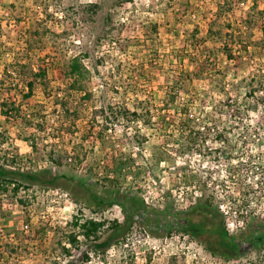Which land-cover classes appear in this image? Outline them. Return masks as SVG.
Here are the masks:
<instances>
[{
	"label": "rangeland",
	"instance_id": "obj_1",
	"mask_svg": "<svg viewBox=\"0 0 264 264\" xmlns=\"http://www.w3.org/2000/svg\"><path fill=\"white\" fill-rule=\"evenodd\" d=\"M6 68L14 73L4 78ZM41 70L24 98V81ZM185 73L188 95L156 113ZM7 93L32 124L0 119V164L56 181L0 180V264H264V0H0V101ZM124 108L143 116L116 113ZM189 131L201 136L190 145ZM127 158L135 176L121 184L122 200L132 212L143 202L144 218L134 212L124 236L95 250L74 224L104 222V240L123 211H92L70 176L88 185L97 171L103 182L113 159ZM102 186L93 193L110 198ZM204 197L218 212L190 209ZM166 210L241 239L249 228L253 240L224 256L217 237L183 231Z\"/></svg>",
	"mask_w": 264,
	"mask_h": 264
},
{
	"label": "trees",
	"instance_id": "obj_2",
	"mask_svg": "<svg viewBox=\"0 0 264 264\" xmlns=\"http://www.w3.org/2000/svg\"><path fill=\"white\" fill-rule=\"evenodd\" d=\"M130 1V0H129ZM11 69H16V67H12ZM79 71V59H73L72 64L69 66V72L71 75L77 73ZM4 78H6V75L9 74V70L6 68L4 71ZM19 72V70H18ZM10 73H14V72H10ZM191 74L185 73L183 76L181 75H176L174 74L173 76V82H170V91H168V88L163 89L161 96L162 97V103H163V108L157 109V112H159V114L162 113H166L168 109H166L167 106H172L175 105V98L178 97L183 94V95H188V94H184L188 93L187 90L185 89L190 82L192 81V79L190 78ZM20 76H22L21 79H24V76L21 74ZM34 78L32 80H25L24 81V86L27 89V93L23 95L24 98H29L32 95V91L34 88V84H35V79L36 77H43L45 78L46 74H45V70H41L39 73H35L34 74ZM177 90V91H176ZM252 97V96H251ZM181 99V98H180ZM11 101L9 98V93L5 94L4 97L1 99L0 101V119H3V121H10L11 118L15 119V118H19L21 120H23L27 125H31V121L29 120V118H27L26 116H22L21 114V110H20V105H18L17 102ZM165 107V108H164ZM111 110V113H113L114 110H112L113 108H109ZM123 111V112H122ZM120 111H116V113L118 114H123L125 117L129 116L131 117V120H133L134 118L141 119V117L143 116V114H138L137 111H129L126 110L125 108ZM183 111V120L187 123L185 124V128L186 129H193V125L191 121H194L193 119H189L187 117V114L185 113L186 110H182ZM234 112V111H233ZM99 113H104L103 110H101ZM150 114L148 109H146V115ZM235 114L230 115L231 118H234ZM160 118H165V116H162ZM208 118V117H207ZM12 119V120H13ZM209 119V118H208ZM151 120V118L149 117V119H146L145 125H149V121ZM212 118H211V120ZM190 123V125H189ZM38 127L41 128L38 124ZM188 131V130H187ZM176 136L175 133L172 135V137ZM170 136V138H172ZM185 138V141L190 145L192 143V140L195 138H199L201 136H194L191 133V131L188 132V134L183 136ZM218 137V138H217ZM217 139L221 140L222 139V135H217L216 136ZM167 158H164V160L159 161L164 162L166 161ZM55 165H62V161L61 158H57L52 160ZM171 161V159H168V162ZM76 162V160H75ZM77 162H79V160L77 159ZM159 162L157 165H159ZM173 163V162H171ZM134 164V160L131 158H127L125 160L122 159H113V169H112V176L109 175V173H106L105 175H103V182H99V178L97 177V171H95L94 173H92V171L89 172V175L94 179V183L97 185V183L103 185L102 187L104 188H108V192L110 193V198L108 199H104L100 196H97L95 193H93V185L94 183H89L88 185H86L87 181L90 180V178L87 180V178L85 179L84 177H75V176H70L71 180H74L78 183L79 187H82L86 193H88L91 197L90 202H86V205L88 207H90L92 209V211H104L107 208H109L110 206H112L113 204H118L121 207V210L123 211V215H124V220L121 223H118L117 221H114L113 223V227H112V233L110 235H108L106 238H104V240H100V230L102 229V227H104V222L101 221H96L93 219H86L83 223L78 224L75 223L74 225L79 227L80 229V235L83 236V238L85 239V241L90 242V246L91 248L95 249V250H102L105 251L107 250L113 243V241H115L116 239L122 237L125 235V233L127 232V230L130 228V226L132 225V222L134 221V212H142L140 215V218H142L143 214L145 213V208L143 205V202H139L136 203V207L134 210V212H132V210H129V208L124 204V200H122V198H124L125 200L128 199V197L130 196H124V195H129L126 192H120L121 190V184L125 181V179L127 180L128 177L131 176H135V173L133 171V169L131 168ZM41 172L42 171H23V170H7L6 168H4L1 164H0V180L5 181V180H12L14 176H18L19 177V181L22 182H30L31 184H35V183H40L42 185L46 184H50V185H54L53 182H55V178L53 177L51 180H47L46 182H42L40 180L41 177ZM137 174V173H136ZM133 176V177H134ZM64 178H68L67 176H62ZM187 177L185 176V179ZM187 181V179H186ZM19 187V184L18 186ZM92 187V188H91ZM18 188H16L15 190H17ZM167 198V196L165 195V199ZM168 205H170V203L168 202V198L166 199ZM212 198L211 197H204V198H198L197 201L195 202L194 206H192L190 209L195 210V209H200V211L202 212H213L216 213L218 212V209L213 205L212 202ZM169 208V206L167 207ZM131 213H130V212ZM169 211L166 210L162 216L165 217L168 214L169 217V221H171V223L173 222H180V223H184V225H186L188 228H183V231L191 233L194 236H205V235H209L211 237L215 236L218 238V240H216V244L215 246H217L221 251L222 249L225 250L226 249V254L224 256H237L239 255L241 252L240 250L242 249V239H244V241H251L253 240L252 235H251V231L248 228L247 229V234H246V238H239L242 235H244V233H240L239 236H235V235H229L227 233L226 230H224V228H216L214 226H210L207 227L206 225H203V223H191V219L188 218L187 216H182L185 213L184 212H179V213H168ZM182 216V218L180 216ZM186 215V214H185ZM144 218V217H143ZM181 218V219H180ZM169 226V225H168ZM69 239L71 240V243L74 244L75 242L77 243L76 237L73 235H70ZM241 239V240H240ZM259 240V242H264V233L261 234V236L257 239ZM211 250V252L213 251V248H209ZM218 250V251H220ZM63 251L70 256V251L63 248ZM215 253V252H212ZM88 257L85 256V259H87Z\"/></svg>",
	"mask_w": 264,
	"mask_h": 264
},
{
	"label": "built area",
	"instance_id": "obj_3",
	"mask_svg": "<svg viewBox=\"0 0 264 264\" xmlns=\"http://www.w3.org/2000/svg\"><path fill=\"white\" fill-rule=\"evenodd\" d=\"M261 92V91H260Z\"/></svg>",
	"mask_w": 264,
	"mask_h": 264
}]
</instances>
